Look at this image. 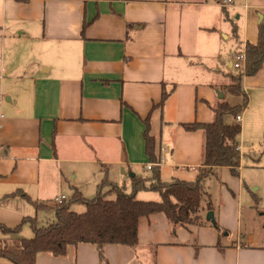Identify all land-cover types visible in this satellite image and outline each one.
<instances>
[{"label": "crops", "instance_id": "0c3cea01", "mask_svg": "<svg viewBox=\"0 0 264 264\" xmlns=\"http://www.w3.org/2000/svg\"><path fill=\"white\" fill-rule=\"evenodd\" d=\"M1 1L3 21L11 22L9 28L4 25L7 32L0 27V224L8 227L34 212L17 198H2L16 190L44 204L68 198L63 195L67 165L146 168L141 120H151L162 91L168 92L166 80L175 78L171 69L181 66L186 72L182 76L192 81L176 85L159 109L163 117L176 96L177 124L172 130L161 126V138L169 143L171 137L173 149L168 154L161 140L156 150L163 171L179 167L195 172L203 136L186 133L179 124L212 120L213 86L221 77L234 76L231 57L244 44L256 42L258 16L264 15V2L254 0L249 6L245 0L242 14L234 19L242 20L239 41L220 24V8L207 0ZM29 1L33 12H12ZM195 61L209 64V74L204 73L207 67L194 71ZM242 86L250 96L255 94L251 101H256L257 111L263 108L264 67L255 77L244 78ZM243 115L257 119L249 116L248 108ZM216 173L222 202L210 218L215 215L213 222L225 234L213 222L179 227L172 234L163 215L153 216L146 219V227L160 225L163 238V243L148 242L155 246L154 264H264V225L258 224L256 235L242 233L239 202L245 184L227 169ZM134 255L123 247L104 250L105 264H141ZM36 264L102 263L93 246L80 245L69 248L63 259L38 255Z\"/></svg>", "mask_w": 264, "mask_h": 264}, {"label": "trees", "instance_id": "16d2710c", "mask_svg": "<svg viewBox=\"0 0 264 264\" xmlns=\"http://www.w3.org/2000/svg\"><path fill=\"white\" fill-rule=\"evenodd\" d=\"M217 3H222V0ZM85 27L86 24L82 26V31ZM263 67L264 18L257 25L256 42L245 45L244 69L230 76L231 83L222 88L228 95L241 99V104L231 107L223 101H217L215 106L210 107L212 120L209 123L194 121L179 124L186 133L200 132L203 136L201 164L193 182L179 180L171 183L161 182L160 170L157 167L160 164V157L154 139L150 135L147 117L141 120L144 128L142 140L147 163L152 166L151 179L147 178L144 181L145 179L134 176L135 178L129 180L130 187L127 188L112 185L105 177L102 185L107 190L104 193L99 188L96 196L88 200L76 189H71V195L67 200L53 206L31 200L22 190L4 196L2 200L17 198L31 205L35 212H51L53 220L44 226L31 217H24L19 225L13 228L0 224V260L9 264H36L38 255L63 259L69 248L91 245L96 249L99 262L105 263L106 247H123L132 251L137 248L138 224L141 219L163 215L172 234L179 227L203 226L204 223L199 215L202 203H206V211L212 212L210 196L204 190L205 181L214 176L217 169H227L234 178H238L239 175L240 157L236 149L241 129L234 120L229 123L225 120L229 117L236 119L246 108L247 96L242 90V81L244 78L255 77ZM172 91H162V99L154 109H161ZM201 102L208 105L204 101ZM52 145L53 142L51 148ZM147 182L148 187L145 186ZM155 182L157 184H153ZM140 191L158 194L159 202L136 200V195ZM72 206H82L84 212L73 213ZM26 224L32 232L30 239L19 237L21 229ZM211 226L220 234H225L215 222Z\"/></svg>", "mask_w": 264, "mask_h": 264}, {"label": "rangeland", "instance_id": "374dc122", "mask_svg": "<svg viewBox=\"0 0 264 264\" xmlns=\"http://www.w3.org/2000/svg\"><path fill=\"white\" fill-rule=\"evenodd\" d=\"M179 1H186L189 3V2L203 1V0H179ZM223 1H226V0H222V3L220 4L217 3L219 2V0L217 1L215 0V2L214 0H207V3L210 4L211 6H216L220 8L222 12L221 14L224 16L223 17L220 14L221 16L220 24L227 25L231 31L232 39L237 40L239 38V41H240V36H242V29H241L242 20L237 22L234 19L237 15L242 14V6L245 3V0H233L231 1L233 2V5H228L227 8L223 6ZM253 1L254 0H246V3L247 5L250 6ZM259 1L264 2V0H259ZM32 4L33 2L29 1L28 4L26 5H19L17 8H14L12 12L26 15L30 12H33L34 7ZM1 8H2V1L0 0V27L3 32L4 30H6L5 32H7V29L5 27H8V28L11 27V22L10 20H7V22L3 21V15H2ZM259 16H262V19L264 18L263 14ZM259 16L257 20L258 23L260 22ZM19 24L24 25L25 23L20 22ZM4 25L6 26L4 27ZM10 31L11 30H9V32ZM245 45L246 44H244V46H242L241 49L238 50L241 52L232 55L231 57L232 68H233V62H234L235 56H238L239 54H244L245 56ZM234 46L236 48V43H234ZM223 56L226 58L225 55ZM192 66L194 67V71H196L197 73H199V71H203V69L207 67V69L204 70L205 74H209L208 70L209 68H211L209 64H204L203 66L199 61L193 62ZM243 69H244V66H242L240 70L234 69L232 74L236 75L237 73H240V71H242ZM171 71L175 78L166 80L168 92L172 91V89L179 83L192 81L191 78L182 76V73H186L182 70V66L177 68L176 70L171 69ZM205 77L206 75L202 78H205ZM211 78L215 79L216 76H212ZM228 78H226L225 80L224 77H221L220 82L216 86H213V90L217 92L216 98H215L216 101H214L213 106H215L217 101H220V102L223 101L229 104L231 107H234L238 103H240L241 99L234 98L228 95V93L225 92L224 89H222L224 87H227V85L231 83L230 79ZM197 82L202 83L198 79H197ZM242 90L244 94H246L247 96V106L244 110L248 108L249 116L251 117L253 114H255V116L257 115V119L254 121L248 116L245 117L243 115L244 110L238 115L242 118V122L240 121L238 124L240 126L241 133H240V136L238 137V148L236 149L240 157L239 182H240V185H242L241 184L242 182L245 184L244 185L245 187L242 185L243 192H242L241 197L243 200L241 199V201L239 202L240 209H243L240 215V224L242 228V233L249 231L250 233H253V235H256L258 224L264 225V205L262 204L264 200V107L261 108L259 111H257L258 106H256V101L254 100L251 101L254 98L255 94L250 96L247 92L244 91L243 86H242ZM218 95H222L223 98L219 99ZM175 98H176L175 95H173L170 98L168 102V105L170 106V108L165 111V114L163 115V117L160 116L159 109H154L153 111L154 114L152 113L153 115H152L151 120H150V117L148 116L149 125H150V135L154 139L156 148L159 145V142L163 140L165 142L163 143L165 147L167 148L168 154H170V152L173 149L172 148V138L171 137L169 138V143H167L168 138H166L165 140L161 138V135H162L161 126L166 125L168 130H172V128L176 126L177 122L175 118V107H174ZM180 114H182V111L180 112ZM233 120L236 123L235 119H232L230 117L226 118L225 122L229 123L230 121H233ZM112 145L116 146V143H113ZM117 147H118V144H117ZM52 152H53V157H55L54 145H52ZM159 157H160V164L157 165V167L160 170L161 182L171 183L175 180L184 181V182H193L195 180L198 169L195 172H193L192 170L182 169L178 167V168L165 169V171H163L161 169L162 157L160 156V154H159ZM151 168L152 166L148 164L146 168L129 169L127 170L129 171V173H127L123 165L119 166L116 163H110V164L103 165V166L99 164L97 166L82 165V164L67 165L65 178H64L65 187L63 189V195L69 198L71 195V189L77 188L80 190V192L82 193V196L85 199L91 200L96 196L99 188H101L102 193H104L107 190V188H105V186L102 185V183L105 180V177L108 181L112 183V185L122 186V187L126 186L127 188H129L130 187L129 180L133 178L134 176L139 177L142 180L145 179L144 181H146L147 178L151 179V174H150ZM132 170L136 173H133ZM217 170H215V175L211 176L204 183V190L208 194V196H210V203L212 204V211H216L218 205L221 204L222 202V189L220 186L221 181H220V178L217 176V173H216ZM74 175H76V180H72V177ZM131 175H133V177H130ZM149 181H152V180H149ZM148 182L145 184L146 187L149 186ZM77 183H81L82 185H79ZM153 184H157V183L155 182ZM74 186L75 188H72ZM136 200L143 201V202H159L160 199H159L158 194L154 192L140 191L136 195ZM42 203H44V201ZM45 204L49 206L55 205L53 201L50 203L49 202L45 203ZM205 204L206 203H202L199 215L201 216L202 222L204 224H211L213 221H215L214 219L215 215L214 217L212 216V218L209 217V215H213V213L206 211ZM26 208L29 210V212L31 211L34 212L33 216H27V217L36 219V221L40 223L42 226L47 224L49 221L53 220V215L51 212H47V211L46 212L44 211L35 212L33 207L29 204L26 205ZM71 212L76 213V214H81L84 212V208L82 206H72ZM145 221L146 219H143L141 223V229L139 232L140 238L138 241V246L134 251L132 250L130 251H132L135 254L134 257L141 264H154L155 246H153L154 244H148V242L157 243L158 241V242L163 243V238H162V233H161L162 227L154 223V226L152 228H148L146 227ZM10 228H13V227H10ZM186 229L189 230L188 228ZM154 234H155V237H157V239L154 237ZM19 237L23 239H30L32 237V232L30 230L29 225L26 224L23 226L19 234ZM3 263L9 264V263H5V261L2 262V264ZM102 264H105V263L103 262Z\"/></svg>", "mask_w": 264, "mask_h": 264}, {"label": "built area", "instance_id": "2783aa9c", "mask_svg": "<svg viewBox=\"0 0 264 264\" xmlns=\"http://www.w3.org/2000/svg\"><path fill=\"white\" fill-rule=\"evenodd\" d=\"M232 2L231 0H226L223 1V6H228L231 5ZM244 62H245V56L244 54H239L238 56H235L234 58V62H233V68L236 70H240L242 66H244ZM242 120V118L240 116L236 117L235 121L237 124H239V122ZM63 201H65L64 197H58L56 199L53 200V203L55 205H59L61 204Z\"/></svg>", "mask_w": 264, "mask_h": 264}, {"label": "water", "instance_id": "95a60500", "mask_svg": "<svg viewBox=\"0 0 264 264\" xmlns=\"http://www.w3.org/2000/svg\"><path fill=\"white\" fill-rule=\"evenodd\" d=\"M261 20H262V16H259V21H261ZM218 98L222 99L223 96L222 95H218ZM130 177H133V175H131ZM209 217H211V215H209Z\"/></svg>", "mask_w": 264, "mask_h": 264}]
</instances>
